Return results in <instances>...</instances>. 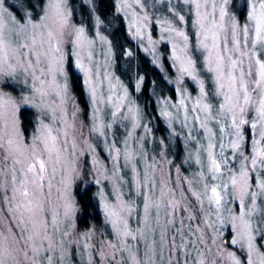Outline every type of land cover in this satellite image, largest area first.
<instances>
[{
    "label": "rangeland",
    "instance_id": "1",
    "mask_svg": "<svg viewBox=\"0 0 264 264\" xmlns=\"http://www.w3.org/2000/svg\"><path fill=\"white\" fill-rule=\"evenodd\" d=\"M0 264H264V0H0Z\"/></svg>",
    "mask_w": 264,
    "mask_h": 264
},
{
    "label": "flooded vegetation",
    "instance_id": "2",
    "mask_svg": "<svg viewBox=\"0 0 264 264\" xmlns=\"http://www.w3.org/2000/svg\"><path fill=\"white\" fill-rule=\"evenodd\" d=\"M10 7L13 9V10H16V8L12 5V4H10ZM17 12V11H16ZM117 19H118V21H117ZM116 23H118V29H119V31H120V34H124L125 35V38H126V40H127V42H126V45H127V48L129 49V51H130V53L129 54H133V58L135 57V56H137V57H139V58H142V59H144V57L141 55V52L139 51V49L136 47V46H132V44L130 43V41L128 40V38H127V36H126V34L124 33V26H123V23H122V18L120 17V15H117V17H116ZM154 31V30H153ZM118 43H119V41H118ZM127 43H130V44H127ZM118 46V45H117ZM124 47H122V49H123ZM115 58H117L116 57V55H115ZM144 63H146L147 64V66H145V70L143 69V71H144V76H145V78H144V80H143V86H142V92L144 93V95H145V101H147V97L150 95V88H151V86H152V88H155V87H157V88H162V84L163 85H165L166 86V88H167V91H168V94H169V96L171 97V95L173 94V92H174V89H173V85L172 84H170V83H168L164 78H162L163 76H161V73L155 68V67H153L149 62H147V60L146 59H144ZM162 61L164 62V65H165V69H166V71H170L171 69H170V67H169V64H168V61H167V57H166V55H163V57H162ZM69 71H70V74H71V76H72V74H73V70L71 69L70 70V68H69ZM73 77V76H72ZM154 79L155 81H157L158 83H159V85L158 84H152V79ZM73 86V85H72ZM77 89H78V87H77ZM75 91V94L77 95V98H78V100L81 102V103H84V101H83V92H82V88H80V89H78V90H74ZM85 100V99H84ZM148 102V103H147ZM147 102H145V106H144V109H145V111L146 112H149V113H151L152 114V116H153V118H154V120H155V123H156V128L158 129V130H162V125H161V121H160V118L158 117V115H156V113H155V109H154V107H153V101L151 102V99L149 98V100L147 101ZM148 104V105H147ZM83 105H85V104H83ZM150 114V115H151ZM157 130V131H158ZM164 131V130H163ZM163 131H162V133H163ZM174 147H175V151H174V153H173V158H172V160L174 161V159H176V160H178L179 159V153H178V150L180 149V146H179V144L178 143H174ZM180 158H181V156H180Z\"/></svg>",
    "mask_w": 264,
    "mask_h": 264
},
{
    "label": "trees",
    "instance_id": "3",
    "mask_svg": "<svg viewBox=\"0 0 264 264\" xmlns=\"http://www.w3.org/2000/svg\"><path fill=\"white\" fill-rule=\"evenodd\" d=\"M96 1H97L98 11L101 14H104L106 11H111L112 0H96ZM110 35L113 38V42L118 43V37L114 36L113 34H110ZM72 76H75L74 71H73ZM72 76H71V81L73 85L72 88L73 90L75 89L78 90L79 88L77 89V84L74 81ZM24 110H21V115H22L21 117L23 119H25ZM91 191H92L91 187L81 188L78 185L74 186V194H75L76 203H77L75 218H76V225L80 229L86 228V226L88 225L90 221L100 222L101 220L100 215H99L100 213L97 209L96 199L93 198V193Z\"/></svg>",
    "mask_w": 264,
    "mask_h": 264
},
{
    "label": "bare ground",
    "instance_id": "4",
    "mask_svg": "<svg viewBox=\"0 0 264 264\" xmlns=\"http://www.w3.org/2000/svg\"><path fill=\"white\" fill-rule=\"evenodd\" d=\"M30 3V2H29ZM99 12V11H98ZM114 12V11H113ZM107 14V13H106ZM114 14V13H113ZM112 14V15H113ZM115 15V14H114ZM105 16V15H104ZM109 16H111V15H109ZM109 16H108V18H109ZM106 17V16H105ZM114 17H116V16H114ZM113 18V17H112ZM103 19V18H102ZM106 20V19H105ZM78 80V79H77ZM76 82V81H75ZM78 82V81H77ZM77 84V83H76Z\"/></svg>",
    "mask_w": 264,
    "mask_h": 264
},
{
    "label": "snow or ice",
    "instance_id": "5",
    "mask_svg": "<svg viewBox=\"0 0 264 264\" xmlns=\"http://www.w3.org/2000/svg\"><path fill=\"white\" fill-rule=\"evenodd\" d=\"M213 191H215V190H213Z\"/></svg>",
    "mask_w": 264,
    "mask_h": 264
}]
</instances>
